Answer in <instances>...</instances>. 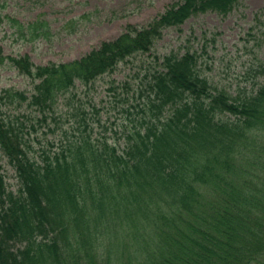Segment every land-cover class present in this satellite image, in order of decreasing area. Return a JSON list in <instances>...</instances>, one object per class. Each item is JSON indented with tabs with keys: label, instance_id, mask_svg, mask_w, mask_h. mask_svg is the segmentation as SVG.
<instances>
[{
	"label": "trees",
	"instance_id": "trees-1",
	"mask_svg": "<svg viewBox=\"0 0 264 264\" xmlns=\"http://www.w3.org/2000/svg\"><path fill=\"white\" fill-rule=\"evenodd\" d=\"M239 1L175 0L65 62L0 45V70L32 85L0 88V264H264V63L257 88L234 93L197 51L165 54L137 86L111 87L128 106L117 138L97 131L99 109L76 92L150 51L165 28ZM3 24L14 41L50 35L41 17L0 12Z\"/></svg>",
	"mask_w": 264,
	"mask_h": 264
},
{
	"label": "rangeland",
	"instance_id": "rangeland-1",
	"mask_svg": "<svg viewBox=\"0 0 264 264\" xmlns=\"http://www.w3.org/2000/svg\"><path fill=\"white\" fill-rule=\"evenodd\" d=\"M173 1L0 0V12L25 23L41 17L50 25L47 38L14 41L7 24H3L0 45L5 54H28L36 64L70 61L102 41L116 38L129 24L147 25ZM187 50L199 53L204 73L219 87L234 93L257 88L256 68L264 63V0H240L227 14L208 11L193 15L179 26L165 28L150 51L127 58L115 71L100 76L89 86L77 83L76 92L88 110L94 111L95 105L107 127L97 131L117 138L128 121L124 111L128 106L116 102L112 86L125 81L137 86L159 67L165 54H183ZM3 86L32 88L28 78L8 67L0 70V88ZM122 89L118 88L119 95ZM39 134L43 136V131ZM4 164L8 187L17 189L14 169L6 160Z\"/></svg>",
	"mask_w": 264,
	"mask_h": 264
}]
</instances>
